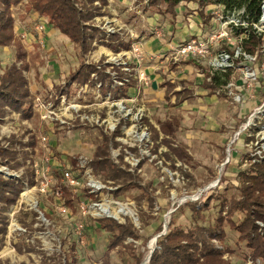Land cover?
Masks as SVG:
<instances>
[{
  "label": "rangeland",
  "instance_id": "obj_1",
  "mask_svg": "<svg viewBox=\"0 0 264 264\" xmlns=\"http://www.w3.org/2000/svg\"><path fill=\"white\" fill-rule=\"evenodd\" d=\"M93 1L99 8V14L86 22L91 29H98L104 35L113 33L110 36L119 35L121 31L123 36L129 35L120 22H112L113 18L102 15L109 2L113 3L112 0ZM119 5L123 8L125 3ZM149 6L156 10L164 8L165 4L160 3L156 7L150 3ZM133 11L126 13L124 20L132 23L135 18ZM10 12L13 17V39L10 45L0 47V76L13 64L21 70L27 81L33 114L26 119L18 112L7 110L0 121V146L13 149L11 141H21L26 145L31 139L34 145L24 147L29 151V158L18 169L0 164V176L6 179H22L27 169L32 173L23 178L17 200L3 212L7 232L0 245V263L134 264L137 256L138 264L144 260L149 264L150 258L147 260V257L160 249L158 241L166 235L170 224L184 229L192 227L194 223L212 226L221 203L225 205L231 197L239 196V172L248 173L251 165L264 157V35L254 53L255 60L247 62V66L255 71L256 79L251 81L250 87L241 91L242 103L221 95L208 98L196 96L172 105L170 103L175 98L172 97L169 103L163 96L164 89L160 84L156 89H151L150 83L145 85L142 82L137 84L135 90L129 89L125 97H116L112 92L104 95L95 87L78 95L77 89L66 90L68 86L60 85L66 91V101L75 105L74 109L62 110L66 117L71 118H67L68 121L61 117L66 123L60 124L39 118V108L36 106L40 101L56 107L59 105V83L61 80L67 81L68 75L78 67L82 60L80 51L63 35L66 37L60 43L64 50L63 59L57 57L62 61L63 68L56 75L51 66L56 56L46 44L37 42L39 26H47L46 19H38L26 0L11 6ZM30 27L32 31H29ZM138 28L140 30L137 31L147 33L142 26ZM45 32L44 28L41 36L45 37ZM93 46L94 49L84 57V62L87 60L89 64H95L96 69L106 65H109L108 69L112 66L128 68L134 60L128 51L124 54L107 48V54H102L104 45ZM157 46L160 44L155 42L154 47ZM172 55L169 52L165 57L166 62L159 63L163 70L168 69L166 75L171 73ZM205 65L207 67V60ZM113 71L108 70L110 73ZM93 74L96 79L97 73ZM232 75L237 84H241L240 66H236ZM158 79L161 83L162 80ZM189 82L194 90H200L195 75ZM144 117L158 129L161 123H165L173 143L185 148L189 157L179 161L174 156L169 159L162 154L151 153L149 131L141 119ZM118 125L121 126V134L115 139L121 145L111 147V157L118 163L121 153L123 162L129 165L131 171L139 161L141 166L134 173L139 186L126 187L115 197L111 194V189L115 188L113 183L92 173L90 162L95 147L102 142L101 131L111 134ZM134 147L139 149V155L129 149ZM14 148L21 147L14 144ZM165 151L167 148L160 145L158 153ZM67 157L76 159L73 170L70 169L72 162ZM54 166L60 175L62 169L69 166L74 184L58 179L51 170ZM78 167L83 168L84 172L80 173L81 168ZM31 179L34 183L29 184ZM45 179L49 180V184L46 191H41L40 186ZM59 183L71 192L72 206L66 204ZM82 202L86 206L85 211L80 209ZM187 203H196L198 208H203L202 220L193 221ZM104 208L108 213L103 212ZM99 219L105 223L111 222V219L119 223H132L138 239L128 237L111 251L106 260L104 253L110 234L101 228ZM233 219L240 221L242 214L236 212ZM223 228L224 240L211 239L223 259L229 264H264L262 259H251L249 249L237 241V232L230 229L227 222L223 223ZM154 237L157 240L149 249ZM72 244L74 252L71 250Z\"/></svg>",
  "mask_w": 264,
  "mask_h": 264
},
{
  "label": "trees",
  "instance_id": "obj_2",
  "mask_svg": "<svg viewBox=\"0 0 264 264\" xmlns=\"http://www.w3.org/2000/svg\"><path fill=\"white\" fill-rule=\"evenodd\" d=\"M22 1L24 0H0V47L8 46L12 42L13 17L10 7ZM26 1L29 4L30 10L36 14L38 19H46L49 27L57 29L79 49L82 60H80L78 67L69 74L68 78L70 80H75L79 83H89L91 86L101 81V92L103 94L112 92L116 97H125L127 95L129 87H132L136 81L131 76H127L126 72L113 67L118 79L124 81L125 77L128 81H124L123 85L112 87L111 74L106 72L105 67L96 69L95 64L84 62L86 54L94 49V40L104 36L100 30L91 29V26L86 24L95 15L99 14V8L93 4V0H88V2H84V0ZM189 1L198 3L200 15H203L205 7L209 4L220 5L224 14L243 10L239 18L249 22V25L247 28L242 26L237 27V32L241 33L246 30L247 36L243 39L242 46L246 53L254 55L261 43L262 34L256 31L253 23H256L261 15L262 0H150L149 2L156 7H158V4L164 3L165 7L157 8L156 11L163 16L168 14L174 20L177 6L181 2ZM107 46L115 51H119L121 49H128L129 43L120 40L119 36L114 34L110 36ZM93 72L97 73L96 79L91 78ZM207 75L210 76V73L207 72ZM217 75H211V80L205 82V86L211 91L218 84H223L229 79L230 71L222 75L220 74L219 77H223L222 80H219ZM162 86L165 87L164 97L166 100H170L171 95H176L177 99L174 104H178L191 96V91L186 88L180 91L174 90V84L171 82H163ZM7 110L18 112L26 119H30L33 114L27 81L23 77L21 70L14 64L0 76V121L8 112ZM141 119L149 131L151 153L162 154L169 159L174 156L179 161H182L185 157H189L185 148L173 143L165 123H161L159 129H157L146 117ZM120 127L118 125V128L111 134L105 133L103 130L101 131L102 142L95 147L90 162L92 173L99 174L104 180L113 183V187L115 188L111 189V194L115 197L119 196L121 190H124L126 187L139 186L138 178L134 173H137L138 168L141 166V161H139L138 166L131 171L129 165L123 162L121 153L118 155V163L111 157V147L116 148L121 145L115 139L116 136L121 134ZM160 135H162L161 138ZM14 144L20 145L21 148H14ZM11 145L13 149L0 146V164L5 163L9 168L16 170L20 166H23L29 158V151L25 150L24 147H32L34 142L31 139V141L24 145L21 141L14 140L13 143L11 141ZM160 145H164L167 151L158 153ZM129 149L139 155L137 147ZM67 158L72 162L70 164V169H72L75 166L76 159L72 157ZM123 163L125 167L122 166ZM51 170L58 179L62 178V174H59L58 168L54 166ZM79 171L83 173L84 169L81 168ZM243 172H239V177H241L239 196L237 198L231 197L225 205L221 203L218 216L212 226L194 223L192 227L184 229L170 224L166 235L158 241L160 249L153 252L149 264H229L227 260L222 258V253L211 243V239L213 238L225 239L224 222L228 223L230 229L237 232V241L244 243L249 249L251 259H262L264 261V157L255 161L248 173ZM30 175L32 173L27 169L22 179H6L0 176V245L3 241V236L7 232L6 216L3 215V212L8 209L10 204L17 200L23 185V178ZM32 179L29 184L34 183V179ZM117 185L120 186L117 187ZM59 186L62 195L66 199V204L72 206L70 199L71 192L68 188L62 186L61 183H59ZM187 205L192 211L193 221L195 219H203V208H198L196 203H187ZM236 212L242 214V219L238 222L233 219V215ZM110 221L109 223H105L102 219H99L101 228L110 234V239L104 253L106 260H108L111 251L117 246L122 245L128 237L138 239L137 231L132 223H119L112 219ZM259 223H261V226ZM74 248V244H72L71 250L73 252ZM27 249L32 250L31 247H27ZM227 251L230 250L227 248ZM138 263L139 258L136 256L134 264Z\"/></svg>",
  "mask_w": 264,
  "mask_h": 264
},
{
  "label": "crops",
  "instance_id": "obj_3",
  "mask_svg": "<svg viewBox=\"0 0 264 264\" xmlns=\"http://www.w3.org/2000/svg\"><path fill=\"white\" fill-rule=\"evenodd\" d=\"M112 1L113 3L109 2V5L106 6L105 13L102 15L103 16L106 15L107 17L113 18L111 20L112 22L113 21L120 22L122 26H125L126 31L129 32L128 36H123L122 31L118 33L120 40H123L129 43V48L121 49L117 52L118 53L124 52V54H127L128 52L130 53V45L131 43L135 42V43L140 44L141 53L143 56V60L140 63H137L134 59L133 62H131L130 64L131 66L128 67V71L122 70L123 67L121 66L120 67L116 66V68L120 69L123 72H126L127 76H131L133 79H135L136 81L135 84L132 87H129V89H133V90L136 89L137 84L139 83L137 79V72L142 71L144 75L147 77L146 81H143L142 83H144L145 85L150 83L151 89H156L157 87H159V84H160V87L164 89V94H165V87L162 86V83L168 81L174 84V90L176 91H180L181 89H184V88L191 91V96L189 98L184 99L180 103H183L184 101L190 98L196 97V96L203 97V98H208L212 96L213 97L221 96V95L215 94L214 92L215 89L211 91L209 88L205 86V82H208L206 79V75L208 72L207 67L205 65L206 59L202 60L203 59L202 57L201 58L180 57V58L175 59L174 55H172L171 59L173 60V62L171 63V66H170L171 73H169L168 75H166V72L168 71V69L163 70L164 67L161 68L159 64V63L166 62L165 57L169 52L171 54L173 53L172 48L174 46H176L180 42L188 40V39H183V38H188V37L191 38L196 35L203 34L210 29L214 21V15H215V9H216L213 4L207 5L205 7L203 15H200L199 13L200 9H199L197 2H194V1L181 2L176 8V16L174 17V20H173L168 14L165 16L160 15L153 7L149 6L150 2H147V0H112ZM145 1L147 3L144 6H140L141 3ZM119 3L120 4L123 3V5L125 3V6L122 8L120 7ZM132 10H134L133 11L134 13L130 12V14L132 13L135 18H133L132 23H130V21L129 22L126 21L127 19L124 20L123 17L126 15V13L129 14V11H132ZM171 19L173 22L171 21ZM25 24H28V23H25ZM139 26H142L143 29L146 30L148 35H146L147 33L145 34L144 30L137 31V29L140 30L138 28ZM30 28L31 29L29 31H32V27ZM20 30H24V28H21ZM45 30H46L45 37H44L46 41L45 44L47 47L50 48L49 50H52V52L56 56L55 61L54 60L51 61L52 62L51 66H52V69L54 70V73L58 75V72L62 70L63 68L61 60L63 59L62 52L64 50H63V47L60 45V43L63 42L66 37L61 35V33L57 29L49 27L48 24L47 26L45 24ZM110 34H113V33H110ZM110 34L106 33V35L102 36L99 39L94 40L93 42V45H96L97 47L104 45L102 47L104 51L103 49L101 51L102 54H107V48L112 49L109 46H107V43H109L110 41ZM155 42H157L158 45L160 44V46L154 47ZM59 56L61 57V60L60 58L57 59V57ZM72 62L73 61H71V63ZM86 63L89 64V61L86 60ZM105 67L107 69L106 72L111 74V79H112V74L116 76L115 71H113V73L108 72V70H112L114 66H112L111 69H108L109 65H106ZM93 75L94 74L92 73L91 78L95 79ZM193 75L196 76V78L199 81L198 84L201 86L199 87L200 90L198 92L194 90L193 87H191L190 82H189L190 79L193 77ZM219 76L220 74L217 75V77ZM158 78L162 80L161 83H159ZM219 78L220 80L223 79V77H219ZM46 80L48 79H45V81ZM176 80H178V82ZM153 82L156 83V88L153 87L152 85ZM97 83L101 84V81L96 82L94 86H91L89 83H79L75 80H70L67 77V81L61 80L59 83V86L60 85L64 87L68 86L66 90L71 89V88H74L75 90L77 89V94L79 95V94L86 93L88 88L95 87ZM51 86L52 85H50L49 88H51ZM112 86L115 87L116 85H114L113 83ZM80 87L85 88V90H83L82 93L81 92L79 93ZM65 92L66 91L63 89V87L60 86V93L58 95V98L64 95V97L67 99V97L65 96ZM99 93H102L101 86L99 88ZM172 97H174L175 99L173 103H170ZM176 99H177L176 95H171L170 100H167V101L172 105L180 104V103L174 104ZM63 117L66 119L71 118L69 116L66 117L64 112H63ZM161 137L162 135H160V138Z\"/></svg>",
  "mask_w": 264,
  "mask_h": 264
},
{
  "label": "built area",
  "instance_id": "obj_4",
  "mask_svg": "<svg viewBox=\"0 0 264 264\" xmlns=\"http://www.w3.org/2000/svg\"><path fill=\"white\" fill-rule=\"evenodd\" d=\"M214 6L216 9L212 29L210 28L203 34L196 35L181 44H177L172 48L173 55L175 59L180 57L205 58L207 60V70L210 73V76L206 78L207 81L211 80V75L213 74L222 75L230 71L229 79L225 83L218 85L214 92L216 95L230 97L233 102L242 103L243 97L241 91L245 89V87H250L252 85L251 81L256 79L255 71L247 66V62L250 60L252 61V59L255 60L256 56L246 53L242 46V41L246 38L247 32L246 30L241 33L237 32V27L242 26L247 28L249 22L239 18V15L243 13V10L224 14L220 5ZM44 26L45 25L42 24L39 26V29L37 28L39 36L37 42L41 45L45 44L44 37L41 36L45 28ZM253 27L258 33L262 34V36L264 35V0H262L261 3V15L258 21L253 23ZM130 53L137 63L142 62L143 56L140 44L135 42L131 43ZM236 66H240L242 73V75H240L241 84H237L232 75V71ZM122 70L128 71V68L124 66ZM112 79L114 85H123L124 81H128L127 78H124V81L117 79L115 75H112ZM137 79L138 82H143L146 81L147 77L142 71H138ZM100 86V83H97L95 86L98 91ZM83 90H85V88L80 87L79 93H82ZM59 99V105L57 107L52 103L42 102L39 98L36 99L40 101L36 107L39 108V116L41 119L57 121L60 124L66 123L63 119H60L61 117L63 118L62 110H69L70 108L74 109L75 105L71 102H67L64 95L60 96ZM43 140L45 141L46 139L43 137ZM72 174L69 166H67L62 172V181L64 183L67 182L70 185L74 184L75 181ZM47 180L48 179H45L44 182H42V185L40 186L41 191L47 190L49 184V180ZM85 207L86 206L82 202L80 209L85 211ZM104 209L103 212L108 213L105 212Z\"/></svg>",
  "mask_w": 264,
  "mask_h": 264
},
{
  "label": "bare ground",
  "instance_id": "obj_5",
  "mask_svg": "<svg viewBox=\"0 0 264 264\" xmlns=\"http://www.w3.org/2000/svg\"><path fill=\"white\" fill-rule=\"evenodd\" d=\"M104 211L107 212V209L105 208ZM127 213H128V212H127ZM156 240H157V239H155V237H154V239L151 240V242H150V244H149V249H150V248H153L154 242H155ZM146 262H147V261L144 260V262H142V264H146Z\"/></svg>",
  "mask_w": 264,
  "mask_h": 264
},
{
  "label": "water",
  "instance_id": "obj_6",
  "mask_svg": "<svg viewBox=\"0 0 264 264\" xmlns=\"http://www.w3.org/2000/svg\"><path fill=\"white\" fill-rule=\"evenodd\" d=\"M152 85H153L154 88H156V83H155V82H153ZM164 227L166 228V226H164ZM151 251H153V249H152ZM150 255H151V254H150ZM150 255L147 257V260H149Z\"/></svg>",
  "mask_w": 264,
  "mask_h": 264
}]
</instances>
